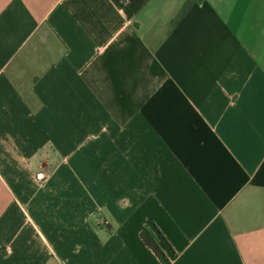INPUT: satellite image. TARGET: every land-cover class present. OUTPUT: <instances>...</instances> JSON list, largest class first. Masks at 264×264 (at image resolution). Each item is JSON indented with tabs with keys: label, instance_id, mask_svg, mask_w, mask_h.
I'll return each mask as SVG.
<instances>
[{
	"label": "crops",
	"instance_id": "crops-1",
	"mask_svg": "<svg viewBox=\"0 0 264 264\" xmlns=\"http://www.w3.org/2000/svg\"><path fill=\"white\" fill-rule=\"evenodd\" d=\"M146 225L264 264V0H0V264H162Z\"/></svg>",
	"mask_w": 264,
	"mask_h": 264
},
{
	"label": "trees",
	"instance_id": "trees-1",
	"mask_svg": "<svg viewBox=\"0 0 264 264\" xmlns=\"http://www.w3.org/2000/svg\"><path fill=\"white\" fill-rule=\"evenodd\" d=\"M161 234L158 232L157 228L153 226H144L140 231V238L143 243L156 255L162 264H169V260L162 251L158 243V237Z\"/></svg>",
	"mask_w": 264,
	"mask_h": 264
},
{
	"label": "built area",
	"instance_id": "built-area-1",
	"mask_svg": "<svg viewBox=\"0 0 264 264\" xmlns=\"http://www.w3.org/2000/svg\"><path fill=\"white\" fill-rule=\"evenodd\" d=\"M35 178L36 180H38L39 182H42L44 180V174L42 171H38L36 174H35ZM96 223L99 225V224H106V221L105 220H100V221H96Z\"/></svg>",
	"mask_w": 264,
	"mask_h": 264
}]
</instances>
